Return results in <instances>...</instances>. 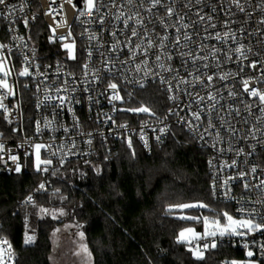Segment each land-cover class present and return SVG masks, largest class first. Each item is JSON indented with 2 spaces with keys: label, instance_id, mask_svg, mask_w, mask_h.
<instances>
[{
  "label": "built area",
  "instance_id": "obj_1",
  "mask_svg": "<svg viewBox=\"0 0 264 264\" xmlns=\"http://www.w3.org/2000/svg\"><path fill=\"white\" fill-rule=\"evenodd\" d=\"M7 3L15 11L8 19L0 16V44L7 46L2 51L12 69L8 81L15 95L4 100L9 113L0 109V145L3 146L0 177H19L30 163L38 175L13 206L19 213L24 246H27L23 242L25 232L33 235L30 214L36 207V197L58 193L51 181L58 168L70 163L88 164L98 152L110 155L118 145L129 148V139L145 154L161 150L173 128L184 130L206 151L205 168L213 202L226 206L237 218L240 216L237 209L242 206L264 213V204L257 203L264 199V188L256 187L264 180V113L261 112L264 103L258 96L250 95L252 89L264 93V24L261 23L264 0H240L243 12L231 0H201L200 3L160 0L155 7L152 0H133L132 4L128 0H96L99 12L85 11L84 0H7ZM168 8L172 9L171 16ZM0 12L7 15L4 5H0ZM121 12L124 16L117 20ZM133 14L126 28L124 19ZM200 16L205 19L200 20ZM136 18L143 24L137 25ZM132 28L138 32L136 37L131 35ZM217 33L221 36L219 40ZM185 34L189 40L184 39ZM93 35L95 38L89 39ZM165 36L168 39L162 40ZM177 36L179 44H176ZM149 40L153 45L150 48ZM73 41L74 60L68 58L63 48L64 43ZM161 43L164 48L160 47ZM113 45H118L115 50ZM241 45L243 55L235 51ZM157 55L160 61L156 60ZM85 64L88 65L86 78ZM160 64L164 65L163 69ZM25 66L32 74L19 76ZM226 74L227 78L221 79ZM208 76L212 77L211 81ZM245 80L249 82V92L244 90ZM109 83L118 85L122 100L110 101L113 90L108 88ZM152 85L164 94V114L126 111L131 108L133 94ZM57 88L62 91L58 93ZM25 94L32 106V114L26 121L18 106ZM46 95L54 99L46 100ZM59 96L69 97L70 104L58 107L56 97ZM210 96L215 99H209ZM194 113L199 114V119ZM47 121L52 123L45 127ZM141 135L146 138L147 146ZM37 144L44 146L40 149L41 160L51 161L48 165L41 164L40 171L36 169ZM240 149L244 151L237 155ZM11 156L18 160L13 162ZM233 160L235 167H227ZM17 163L20 172L15 171ZM252 167L257 169L255 173H251ZM240 172L247 173L243 181L239 179ZM225 180H228L227 186ZM244 182L250 185L248 190L244 189ZM228 188L231 198L225 196ZM29 196L32 201L26 202ZM1 227L0 219V230ZM0 237L4 236L0 234ZM216 240L217 245L225 243L242 251L243 259L251 250L252 259L264 264L260 248L264 234L257 232L244 238L225 236ZM245 242L249 243L248 249L243 246ZM199 243L202 245L205 241Z\"/></svg>",
  "mask_w": 264,
  "mask_h": 264
},
{
  "label": "trees",
  "instance_id": "obj_2",
  "mask_svg": "<svg viewBox=\"0 0 264 264\" xmlns=\"http://www.w3.org/2000/svg\"><path fill=\"white\" fill-rule=\"evenodd\" d=\"M18 106L24 121L28 120L32 114L28 94ZM141 106L155 116L164 114L166 101L158 86L133 94L129 107ZM206 157V151L184 130L173 128L161 150L145 154L138 145H118L110 155L98 152L88 164H66L51 180L60 193L36 197L30 214L35 241L24 246L19 213L13 206L38 178L30 163L19 177H0V234L12 244L14 264H50L49 236L63 223L81 226L94 264H224L243 259L242 251L219 243L215 250L205 252L203 260H196L185 244L177 243L179 232L190 222L177 219L175 211L167 214L168 205L203 202L215 216L228 211L211 199ZM41 208L64 214L57 220L43 217ZM195 212L213 215L210 211Z\"/></svg>",
  "mask_w": 264,
  "mask_h": 264
},
{
  "label": "snow or ice",
  "instance_id": "obj_3",
  "mask_svg": "<svg viewBox=\"0 0 264 264\" xmlns=\"http://www.w3.org/2000/svg\"><path fill=\"white\" fill-rule=\"evenodd\" d=\"M201 0H196V3H200ZM232 4H234L241 12L244 11V7L243 5L240 3V0H231ZM129 4L133 3V0H128ZM160 3V0H152V7H155L157 4ZM0 5H4L5 8L7 9V15H5V13L0 12V16H2L5 19H8L12 13L15 11V7L12 5H9L7 3V0H0ZM75 6V5H74ZM113 6H115L113 4ZM84 8L85 11L88 12H92L93 10L99 12V8L96 7V0H84ZM22 10V9H21ZM215 10V9H214ZM167 13L169 16L172 15V9L168 8L167 9ZM199 15V13H197ZM80 15L83 16L84 12H80ZM134 15H129L127 16L126 19H124V25L127 28L128 27V22L129 20H132L134 18ZM124 16V13L121 12L119 15L116 16L117 20H120L121 17ZM181 20L183 19V17L180 18ZM205 17L204 16H200V20H204ZM209 20L212 19L211 16L208 17ZM163 23V21H161ZM89 23H91V21H89ZM101 23H103V19L101 18ZM135 23L137 25H142L143 21L139 18L135 19ZM261 23L264 24V20H261ZM25 25H27V21L25 20ZM184 28H187L188 25H182ZM212 27H215V25H212ZM54 31V30H53ZM180 29H177V32H179ZM69 36H71V32L69 31ZM113 35H115V33H113ZM131 35L132 37H136L138 35V32L135 28H132L131 30ZM226 37L229 36V33H225L224 34ZM95 36H90L89 39H94ZM234 38V34L233 37ZM18 39H23L22 37H18ZM60 39L62 40H66L67 37H61ZM168 37L165 36L162 38V40H167ZM185 40H189L190 37L185 34L184 36ZM216 39H221V36L219 33H217L216 35ZM180 42V37L177 36L176 37V44H179ZM118 45H113V50H115V48ZM141 45H137L136 47L139 48ZM152 41L149 40L148 42V47H152ZM7 46L4 44H0V109L3 110L4 113H9V108L8 106L4 103V100L8 98V96L11 95H15L12 86L9 84L8 81V77L11 75L12 69L8 67V58L5 57V55L3 54V49L6 48ZM161 48H164V44L161 43L160 44ZM63 48L67 51V56L69 59H76V55H75V42L73 41L72 43H64L63 44ZM235 51L237 53H240L241 55H243V45H241L240 47L236 48ZM92 53L89 51L88 56L89 58L91 57ZM181 55H190L189 53H182ZM169 59H171V57H168ZM161 57L159 55L156 56V60L160 61ZM197 59H207V57H197ZM25 62L27 63V57H25ZM207 66V65H205ZM255 64H252V67H255ZM137 69H140V65L137 64ZM160 67L163 69L164 65L160 64ZM84 69H85V78L88 76V65L85 64L84 65ZM32 73L29 71V67L25 66L23 67V69L18 73L19 76L22 77H26V76H30ZM147 74V73H146ZM71 75V74H69ZM93 77L95 78V74L93 73ZM227 78V74L223 77H221V79H226ZM196 79H199V77H196ZM208 80L211 81L212 77L208 76ZM85 82H87V80L85 79ZM183 83H186V81H181ZM249 82L247 80L244 81V90L246 92H249ZM108 88L113 90V94L110 97V101H117V100H122L123 98L119 95V92L117 91L118 85L116 83H109L108 84ZM66 91V89H63ZM56 91L59 93L60 91H62V89L57 88ZM72 91H75V89H73ZM85 91H87V89H85ZM231 94V93H230ZM250 95L253 97H259L261 103H264V93L258 92L255 89H252L250 91ZM174 98V97H173ZM46 100H52L54 99L52 96H45ZM56 99L59 100V104L57 105L58 107L63 108L66 103L70 104V99L67 96H59L56 97ZM203 99V98H200ZM209 99H215L214 97L210 96ZM42 103V102H41ZM67 110L69 112H73V109L71 107H68ZM126 111H131V112H135V113H140V112H145V113H149L150 109L148 107H138V108H130V109H126ZM261 112L264 113V108L261 109ZM195 116L196 119H199V114L198 113H194L193 114ZM7 118V117H5ZM52 121H47L45 123V127H48L49 125H51ZM211 126V125H210ZM121 127H126V125H121ZM37 130L39 131V124L37 125ZM65 131H68V129H65ZM141 139L144 140L145 142V146H147V140L146 138L141 135ZM89 144H91V140L88 141ZM128 146L129 148L132 147V142L129 139L128 141ZM44 147L43 145L37 144L35 145V149H36V169L37 171H40L41 168V164L44 165H48L51 164L50 160H41L40 158V149ZM50 147V146H49ZM3 146L0 145V150H2ZM243 149H240L239 152L237 153V155H240L243 153ZM10 159L13 162H16L18 160V157L16 156H11ZM236 165V161L233 160L231 165H226L227 167H235ZM44 171H47V168L43 169ZM256 168L252 167L251 168V173H255L256 172ZM15 171L16 172H20L21 171V167L19 165V163L16 164L15 167ZM99 171V170H97ZM247 175V173L245 172H240L239 173V179L240 180H244V177ZM230 180H234L236 179V177H229ZM224 185L227 186L228 185V180L224 181ZM44 185L41 184L40 188H43ZM243 187L245 190H248L250 185L247 182H244ZM257 188H264V180H261L260 183L258 185H256ZM231 189L228 188L227 191L225 192V196L226 198H231L228 197V192ZM32 201V197L29 196L28 200L26 202H31ZM257 203H261L264 204V199H261L259 201H257ZM209 206L203 202H197V203H177V204H170L167 207V214L171 215L173 214L174 211L179 210L181 213L184 212V210L186 209H192V208H200V209H207ZM237 211L240 213L239 218L229 214V212L224 211L221 213H217L216 216L214 218H210L209 216H193V215H179L177 218L181 219V220H191V221H195L197 223H202L203 225V232H197L196 229L194 227H185L183 228L176 240L177 243H182L188 246L187 250L189 252H191L192 256L196 259V260H203L205 258V252H207L209 249H215L217 247V237H225V236H230V237H246L249 234H254L257 232H260L261 234H264V213L259 212L256 208H252V209H246L243 206L240 207L239 209H237ZM40 212L43 214H48L49 210L45 209V208H41ZM63 211L61 210L60 215H63ZM259 216V220L256 219V217ZM52 218L56 219L57 216L55 214V212L52 213ZM56 232H59V229H56L55 232H53V235H56ZM81 243L79 244V250L77 252H75V255L78 257H81V264H92V254L88 249V246L86 243H83L82 241L84 240V233L80 232L78 233ZM205 241V243H203L202 245L199 243V241ZM35 241V236L32 234H29L27 231L25 232V236H24V244L28 245L31 244ZM197 242L195 243V245L193 244V242ZM255 243V242H253ZM244 248L248 249L249 248V243L245 242L244 243ZM261 248V254H264V244L260 245ZM254 255L253 251L248 250L247 251V256L249 258H251ZM14 257H15V253L12 247V244L10 243V241L6 238V237H0V264H14ZM224 264H242V262H238L235 260H231V261H225ZM243 264H254L253 261H251L250 259L247 262H243Z\"/></svg>",
  "mask_w": 264,
  "mask_h": 264
},
{
  "label": "rangeland",
  "instance_id": "obj_4",
  "mask_svg": "<svg viewBox=\"0 0 264 264\" xmlns=\"http://www.w3.org/2000/svg\"><path fill=\"white\" fill-rule=\"evenodd\" d=\"M56 189L58 190L57 194H59L60 189H58V188H56ZM48 210H49L48 214L41 213V215L43 217H46V216L52 217V213L55 212V214L57 216V218L55 220H57L58 217L60 216L61 211L57 210V209H52V208H50ZM195 211H197V212L198 211H200V212L210 211V212H212L213 215H208L207 213L206 214L201 213L199 216H209L210 218L215 217V215H214L215 212L210 207H208L207 209H200V208L186 209V210H184L183 213H181L179 210H176L174 215L176 217H178L181 214L197 216L198 214ZM224 211H227V210H222V212H224ZM229 214H230V212H229ZM179 220H181V219H179ZM181 221L190 222V225H188L187 227H194L197 232H201V233L203 232L202 223H197V222L191 221V220H181ZM56 229H59V232H56V235L54 236L53 232H55ZM80 232H82L80 225L75 224V223H63V224L57 226L50 233V236H49L50 253L48 255V260H49L50 264H81V257H78L75 255V252H77L79 250V244L81 243L80 237L78 235V233H80ZM82 242L87 244L85 236H84V240ZM186 247L188 248L187 245H186ZM88 249L90 251L89 247H88ZM249 259L251 261H253L254 264H258L255 260L252 259V257L249 258L247 256V253H246L244 259H232V260L242 262V264H243V262H247ZM227 261H231V260H227ZM92 264H94L93 263V255H92Z\"/></svg>",
  "mask_w": 264,
  "mask_h": 264
}]
</instances>
